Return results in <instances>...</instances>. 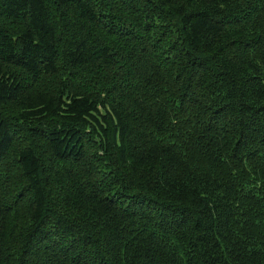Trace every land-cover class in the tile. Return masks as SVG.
Returning <instances> with one entry per match:
<instances>
[{"label":"trees","instance_id":"1","mask_svg":"<svg viewBox=\"0 0 264 264\" xmlns=\"http://www.w3.org/2000/svg\"><path fill=\"white\" fill-rule=\"evenodd\" d=\"M0 264H264V0H0Z\"/></svg>","mask_w":264,"mask_h":264}]
</instances>
